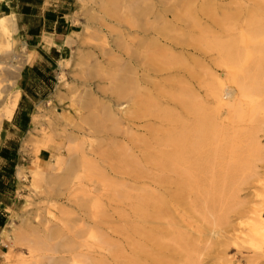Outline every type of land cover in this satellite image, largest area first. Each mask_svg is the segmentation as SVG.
I'll use <instances>...</instances> for the list:
<instances>
[{
    "label": "rangeland",
    "instance_id": "1",
    "mask_svg": "<svg viewBox=\"0 0 264 264\" xmlns=\"http://www.w3.org/2000/svg\"><path fill=\"white\" fill-rule=\"evenodd\" d=\"M236 2L66 0L59 11L66 14L65 20L74 32L66 35L65 46L58 54L44 43L43 47L40 45L28 52L16 36V28L11 36L15 52L12 53L0 36V103L13 95L20 99L21 87L16 81L26 64L34 61L49 64L44 71H33L35 75L25 88L26 97L20 102L21 112L28 116L23 118V126L17 131L18 160L12 159L13 163L9 161L4 166L0 163V175L7 177L3 194L0 186L3 200L0 207L7 215L6 225L0 232V264L5 261L22 264L21 260L28 258L25 243L13 244L7 237L8 223L12 222L16 229L41 228L48 210L56 213L71 231L77 232V240L85 251L96 253L106 262L114 255L116 264H127L130 259L139 257L149 264H189V256L186 258L182 249L184 241L193 247L191 256L196 264H228V260L232 264H264V236L251 230L249 218L255 203L264 201V116L254 122L256 127L259 125L258 129L253 125L260 143L256 155L242 136V129L250 127L239 123L232 131L231 137L236 138V143L230 164L235 170L234 176L244 181L239 183L234 201L229 203L224 199L215 206L214 218L218 223L202 209L200 198L196 203L193 201V194L188 193L186 186L181 189V198L177 200L173 196L181 188L176 189L175 180L178 174L174 166L177 151L174 150L180 144L177 135L191 122L186 107L193 102L201 108V115L210 112L213 100L209 90H217L218 80L233 87L228 82L226 68L220 64L217 45L237 48L243 40L244 47L249 49L261 43L260 36L250 34L254 28L264 29V0ZM182 3L186 6H181ZM201 8H205L207 16L201 14ZM46 17L52 19L54 15L50 12ZM191 17L200 29L205 27L201 32H197ZM226 19L231 21L227 24ZM13 54L17 57L12 58ZM41 75H46L47 82ZM117 84L125 85L127 90L132 84L129 91L134 93L133 102L113 93ZM178 102L181 104L177 105ZM181 143L187 145L186 141ZM83 158H87L86 161L81 160ZM56 160L63 161L64 166L60 163L59 177L50 181L49 178H56L49 176ZM246 163L251 169L242 168ZM34 165L47 175L48 184L33 179ZM186 166L187 163L183 165L184 174L189 172ZM69 167L72 176L66 182L60 181V175L67 173ZM18 169L23 177L17 176ZM183 172V178L187 179ZM147 198L162 201L163 211L156 213L153 201L145 202ZM136 202L139 203L136 205ZM60 207L63 211L59 212ZM153 231L160 235H156V245L146 236ZM28 234L32 239V233ZM178 234L183 237L181 242L176 237ZM101 238L103 242L99 247L96 244ZM146 252L152 253L150 258Z\"/></svg>",
    "mask_w": 264,
    "mask_h": 264
},
{
    "label": "bare ground",
    "instance_id": "2",
    "mask_svg": "<svg viewBox=\"0 0 264 264\" xmlns=\"http://www.w3.org/2000/svg\"><path fill=\"white\" fill-rule=\"evenodd\" d=\"M186 1H188V0H186ZM234 1H236V0H234ZM256 1H258V0H256ZM237 2H238V0H237ZM177 3H179V1ZM177 3L175 2V5ZM183 3H186V2L183 1ZM193 3L194 2H192V4ZM197 3L198 2H196V4ZM240 3H242V2H240ZM252 3H253V1H252ZM165 4L167 5V2H165ZM182 4H181V6H186V4L185 5L184 4L182 5ZM178 5H180V4H178ZM162 6H164V5H162ZM194 6H195V4H194ZM143 9H144V7H143ZM239 9H242V8L239 7ZM253 9H255V8H253ZM259 9H260V6H258V10ZM180 10H182V9H180ZM200 10L202 11L201 14H203V15L206 14V16L208 15V13L205 11V8H201ZM243 11H245V10H243ZM260 11H262V10H260ZM144 12H145V10L142 11L141 13H144ZM165 12H166V9H165ZM209 12H211V11H209ZM239 12H240V10H239ZM247 12H248V9H247ZM224 13H226V12H224ZM235 13H236V11H235ZM249 13H251V11ZM176 14H178V13H176ZM210 14H212V13H210ZM237 14H239V13L237 12ZM186 15H187V13H186ZM229 15H230V13H229ZM249 15L252 16V14H248V16ZM139 16H141V15H139ZM212 16H213L212 18H214V15H212ZM225 16H227V14H225ZM259 16L262 17V15H259ZM231 17L229 19H231ZM233 17H235L234 13H233ZM238 17L242 18V16H238ZM252 18H253V16H252ZM190 19L194 20L195 18L191 17ZM227 19H226L225 22L228 21ZM234 19H236V17ZM231 20H229V21H231ZM129 21L131 22V19H129ZM248 21L250 22V20H248ZM119 22H122V21H119ZM130 22H128V24ZM228 22H227V24H228ZM133 23H135V22H133ZM15 24H16V22H15L14 15H9V16L3 15V16H0V36L5 39L4 43H5L8 51L12 52V53H15L13 48H12V42H11L12 39H13V38L11 39L12 33L15 31V28H16ZM129 26H131V25H129ZM194 26L197 28V32H201L202 29L205 28V27H203V28L200 29L199 27H201V26H199V24L197 25L195 20H194ZM220 27H217V28H220ZM186 28H187V26H186ZM226 28H227V26H226ZM226 28H224V29H226ZM229 28H231V27H229ZM233 28H235V27H233ZM151 29L152 28H150V30ZM206 29H207V27H206ZM205 31L203 30L204 33H205ZM236 31H238V30H236ZM223 32H224V30H223ZM226 33H225V36H228V35H226ZM229 33L230 32H228L227 34H229ZM250 35L260 36L262 41L260 39H259V41L261 43H258L259 45H257V44L251 45V47H249L250 44H251V38H249V36H247L248 40L250 39V42H249L250 44L246 42L247 44H249V46H248L249 49L246 48V46L244 47V41L243 40L241 42H239L240 45L237 48H233V47L229 46L228 44L227 45H220V46L217 45L216 49L218 51V54L221 57V63H220V61H219V63L226 68V74H227L228 82L233 84V87L229 86L228 83L226 84L223 81H221V80L219 81L218 80V82H217V84H218L217 90L216 89L209 90L210 96H211V98L213 100V107L210 110V112H206L205 111L202 115H201V112H200L201 108L196 103L195 104L193 102L189 103V105L186 107V109L189 112V114L191 115V118H190L191 122H189L190 124H189V126L187 128L186 127H185V129L183 128L181 130V132L178 133L177 139H178L180 144L178 146L176 145L177 147L176 146L175 147H176L177 150H174V151H177V155L175 154L176 157L174 158L175 159L174 160V166H175L176 174H178V179L177 178L175 179L176 176L174 177V179L176 180V184H178L176 189L179 186H181V188H179L180 190L177 189L176 193L173 196H175L176 199L178 200V198L180 197V195L182 193V191H181L182 187L186 186L187 189H188V193L190 192L191 195L193 194V198H192L193 201L196 203L198 198H200L202 209L208 215L213 217V219H214L213 222H215V223H218V219L216 221V219L214 218L215 206H217V204H219L220 202H223L224 199H227L229 201V203L234 201V199L237 198V193L239 192V189H238L239 183H241V181H244V179H240V178L234 176L235 175V170H234L233 167H231V164H230V161L234 158L233 157V155H234L233 147H234V144L236 143V138L234 136L231 137V134H233L232 131L235 128L236 124H239V123L240 124H244V125L247 124L250 127L248 129H245L246 127L244 129H242V136L247 141L248 146L251 149V152H253L252 154L256 155L260 151V143H259L258 137L256 135L258 131L256 132L254 130V126H255L254 122H256V120H257V118L259 116H264V29H262L261 27L254 28ZM221 36H222V34H221ZM204 37H205V35H204ZM250 37H252V36H250ZM197 38H199V37H197ZM120 40H121V37H120ZM143 40H145V39H143ZM199 40H200V38H199ZM199 40H197V41H199ZM121 42L124 44V41L121 40ZM199 42H201V40ZM253 42H255V41H253ZM200 44H202V42ZM205 44H206V40H205ZM125 45H127V44H125ZM194 45H196V44H194ZM117 46H118V44H117ZM16 57H17V55L13 54L12 58H16ZM145 61H147V60H145ZM124 67H126V66H124ZM204 71H207V70L204 69ZM124 73H126V72H124ZM193 73H195V72L193 71ZM226 74H224V76H226ZM198 75H199V73H198ZM214 76H216V74ZM59 78H63V77H59ZM132 78H134V77H132ZM203 79H207V77L206 78L203 77ZM128 80H130V79H128ZM115 81H116V79H115ZM135 82L138 83L137 81H135ZM205 82L206 81L204 80V84H205ZM132 84L135 85L134 82H132ZM132 84H130V87H131ZM204 84H202L203 88L205 87V86H203ZM137 85H139V83ZM124 86L125 85H122V84L118 85L117 84V86L113 90V93H115V95H117V96H119L121 98H124L127 101L132 100V102H133L134 98H135V97H133L134 93L132 94L130 92L131 90L129 91V89H131L129 86H128L129 87L128 90L125 89ZM132 87H134V86H132ZM205 93H206V91H205ZM139 95H141V94H139ZM135 96H136V94H135ZM140 97H138V99ZM196 97H197V95H196ZM142 98H143V96H142ZM136 100H137V97H136ZM174 100H176V98H174ZM0 101H1V96H0ZM145 102H143V103H145ZM178 103L179 104H177V105L181 104L180 102H178ZM135 104H136V102H135ZM17 105H18V97H17V95L10 96V97L6 98L5 100H3L0 103V126L3 123V121H10L12 119L14 111H15ZM139 108H140V106H139ZM183 108H185V107H183ZM110 111H109V114H110ZM106 114H105V116H106ZM125 115H126V113H125ZM107 116H108V114H107ZM189 117H187L186 119H188ZM186 119H185V121H186ZM186 122H188V121H186ZM115 124H117V123H115ZM177 126H179V125H177ZM177 126H176V128H177ZM258 126L259 125L257 124V127L256 126L255 127L258 129L259 128ZM240 127L238 126V128H240ZM185 130L187 131L186 135L184 134ZM181 133H183V134H181ZM183 135H184V137H183ZM183 141H186L187 145L186 144L183 145L181 143ZM41 143H43V142H41ZM41 143H40V145H41ZM38 146H36V148H38ZM38 149H36L35 152H37ZM81 152H82V150H81ZM81 156H82V154H81ZM54 158L56 159V157H54ZM59 159H60V157H59ZM86 159L87 158H83L81 160L86 161ZM61 160H63V159H61ZM63 161L60 162V160H56V162H54V165L50 167L49 171H52V172L49 174V176L50 177H55L56 176V178H51V179L49 178L50 181L53 180V179L57 180V176H58L57 173H60L59 170L61 168L60 163L63 164ZM185 163H187L186 168L189 169L188 174H184L185 170L183 172V165ZM33 164H35V163H33ZM250 165H252V164H250ZM63 166H64V164H63ZM184 168H185V166H184ZM242 168L251 169L250 166L248 165V163L242 165ZM57 171H59V172H57ZM66 172L67 173H65L64 175H60V181L66 182V181L69 180V177H70L71 172H72V168L69 167ZM182 172H183L184 175H186L185 177L187 179L183 178ZM31 173H32V177H33L34 180H40V181H43L46 184H48L47 175H45L44 172L38 166H35L34 169H31ZM17 176L18 177L22 176L21 169L17 170ZM172 182H173V184H175V181H172ZM183 195L184 194H182V196ZM96 198H98V197H96ZM151 201H153L154 209L155 208L157 209L156 213H157V211H161L162 207H164L163 206L164 203L162 201L156 202L155 200L147 198V201H145V202H148L150 204ZM137 203H139V202H136V205H137ZM96 204H97V202H96ZM144 209H145V207H144ZM140 210H141V208H140ZM165 210H166V208H165ZM58 211L59 212L63 211V207H60L58 209ZM160 213L161 212H159V215H161ZM153 214H154V212H153ZM250 214H251V216L249 218L252 221L251 222V230L253 232H256L258 235L264 236V216H262V214H264V201L256 202L255 206L250 209ZM141 217H142V214H141ZM8 224L10 226V230L8 229L9 231H7V230H5V231L7 233V237L9 238V240H11V243L15 244V243H19V242H24L25 245L27 246L28 258H25L24 260H21L22 264H116V261H115L116 256H114V255H112V257L110 259V262L109 261L106 262V260H104L103 258L97 256L96 253L85 251L82 248L83 245L80 242H78V240H77L78 237H79L77 235V232L74 231V230L71 231V229L67 226V224H65L63 222V220H61L56 215V213H54V212H52L50 210H48V212H47L46 220L43 222V224L41 223L42 224L41 228H40V226L39 227L35 226V227H30L29 230H26L25 228L23 229L21 227H19V229H16L12 222H10ZM135 230H137V228H135ZM29 232H30V234L32 233V235L30 236V237L33 236L32 239L29 238V236H28ZM154 232L155 231H153V233L149 232V233H147V235L146 234L145 235L148 237V239H151L153 242H155L154 244L156 245L157 244L156 240L158 238V237H156V235H159V234H158V231H156L155 233ZM175 232H176V230H175ZM176 237H177V239L180 242L183 240V237H182L181 234H178ZM159 240H161V239H159ZM102 242H103V239L101 238L99 243H97L96 245L100 247ZM104 242L107 243L106 239H105ZM183 243L185 245H183L182 249L185 252L186 258L189 256V258H188V261L190 262L189 264H196L194 262V260H193V257L191 256V254L194 251L193 247H191L189 244H187V242L185 243L183 241ZM146 244H147V242H146ZM150 247L152 248V246H150ZM226 247L227 246H225L224 251H225ZM112 248H113L112 251H114V246H112ZM146 254H147V252H146ZM151 254H152L151 252H150V254H147V257L150 258ZM132 256H135V255L133 254ZM156 259H159V258L156 257ZM159 261H160V259H159ZM148 262H149V260H148ZM154 262H156V260ZM164 263H165V261H164ZM227 263L228 264H232V262L230 260H228ZM1 264H9V263L7 261H5V262H3ZM127 264H149V263L142 262V260L139 257V258L130 259L127 262ZM220 264H225V263L220 262Z\"/></svg>",
    "mask_w": 264,
    "mask_h": 264
},
{
    "label": "crops",
    "instance_id": "3",
    "mask_svg": "<svg viewBox=\"0 0 264 264\" xmlns=\"http://www.w3.org/2000/svg\"><path fill=\"white\" fill-rule=\"evenodd\" d=\"M66 5V0H1L0 1V16L14 15L16 22V36L20 43L24 45L28 52L34 51V48L50 45L51 51L58 54L60 48H64L66 35L73 33L69 23L65 20L66 14L60 12L59 9ZM52 8V9H47ZM46 11V12H45ZM50 12L54 18L49 19ZM57 12L56 14H54ZM47 34V35H44ZM44 35V37H43ZM32 49V50H30ZM45 53V51H42ZM48 62L38 61L32 62L30 65H25L21 75L16 81L20 85V99L10 121H3L0 126V163L2 166L12 159L18 160V141L17 131L23 125V118L28 116L21 112V100L26 97L25 88L29 85V81L35 74L33 71H44L48 67ZM40 76V75H39ZM42 80L46 81V75H41ZM37 80L39 78L37 77ZM42 80L40 82H42ZM43 83V82H42ZM19 87V86H18ZM6 175H0V186L6 185ZM0 193V195H2ZM3 200L0 198V205ZM0 214L5 217V222L0 227V232L6 225L5 209L0 207Z\"/></svg>",
    "mask_w": 264,
    "mask_h": 264
},
{
    "label": "trees",
    "instance_id": "4",
    "mask_svg": "<svg viewBox=\"0 0 264 264\" xmlns=\"http://www.w3.org/2000/svg\"><path fill=\"white\" fill-rule=\"evenodd\" d=\"M4 222H5V217L0 214V227L3 226Z\"/></svg>",
    "mask_w": 264,
    "mask_h": 264
}]
</instances>
